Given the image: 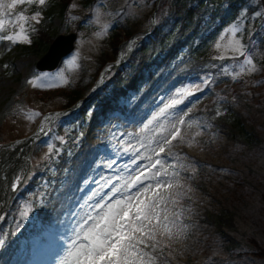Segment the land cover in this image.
I'll return each instance as SVG.
<instances>
[{
	"label": "rangeland",
	"instance_id": "374dc122",
	"mask_svg": "<svg viewBox=\"0 0 264 264\" xmlns=\"http://www.w3.org/2000/svg\"><path fill=\"white\" fill-rule=\"evenodd\" d=\"M151 1L93 0L79 7L77 0L64 6L46 0L42 6L25 3L9 8L12 0H3L0 19L6 23L0 35L20 29L22 22L7 23L19 14L29 19L19 43L0 41V147L30 135L40 111L65 107L64 95L77 83L89 82L111 34L122 38L116 23L132 25L137 18L146 22ZM229 2L222 0L219 9L225 10ZM246 2L255 11L248 18L241 11L228 23L225 30L239 23L241 31L233 37L224 30L220 47L216 43L221 35L213 44L214 58L191 56L193 24L185 28L182 14L166 42H148L136 54L138 42L133 43L131 55L122 62L128 63L124 78L110 84L113 69L106 70L98 98L75 121L56 124L34 146L39 179L15 219L0 230V264L71 261L73 240L80 243L108 205L115 207L128 197H133L130 219L142 201L164 198L157 209L160 220L145 222L149 231L156 225L159 244L156 250L141 245L155 264H264L251 241L264 249V0ZM160 8L158 19L162 13L175 15L170 4ZM35 13L49 39L75 31L70 28L76 23L80 28L73 50L52 71L34 68L48 42L35 40L23 46L21 41L37 23L30 19ZM236 39L247 47L251 60L262 59L261 66L247 70L252 65L244 64L245 58L230 47ZM78 66L83 69L80 80L74 79ZM222 68L227 69L225 74ZM37 75L43 77L36 81L38 86L27 83ZM177 128L180 132L173 139ZM92 141L106 151L87 147ZM138 176L141 189L153 187L139 193L130 188ZM157 182L160 188L155 187ZM165 224L172 239L162 234Z\"/></svg>",
	"mask_w": 264,
	"mask_h": 264
},
{
	"label": "snow or ice",
	"instance_id": "6c2138e0",
	"mask_svg": "<svg viewBox=\"0 0 264 264\" xmlns=\"http://www.w3.org/2000/svg\"><path fill=\"white\" fill-rule=\"evenodd\" d=\"M33 4L38 3L39 5H44L46 0H12L11 4L8 5L9 8L14 7L17 4ZM3 6V0H0V7ZM2 15V13H0ZM39 13H35L31 16V20L38 21ZM28 17H25L23 13L17 16L16 21H8L7 23L15 25V23L22 22L19 30L11 35H0V41L8 40L13 44L19 43L18 37H20L21 32L24 31V24L28 22ZM6 21L0 19V32L4 31ZM241 31L240 24H233L229 26L225 32H231L233 37H235ZM224 39V34L216 43V47H220V41ZM230 47L233 51L238 52L239 56L244 57V64L252 65L248 71H254L255 65L252 64V60L248 54L247 47L240 43L239 39H236L234 43L230 42ZM219 59H224L223 56L217 57ZM236 58V57H233ZM243 66V65H242ZM7 67V66H5ZM222 71H227V69L222 68ZM43 77L37 75L35 80H29L27 83L33 87L38 86L36 81L42 80ZM67 83V81H65ZM163 111V110H162ZM221 113H217L220 115ZM38 115V114H33ZM180 123H184L183 120ZM180 129H176V133L173 134V139L177 138ZM168 142V141H166ZM161 151H164L161 147ZM157 164L160 162L157 161ZM157 176L160 173H156ZM177 175V173H173ZM142 184L140 177L138 176L136 180L129 185L130 188H136L137 193L143 191L147 192L152 185H146L143 189L139 187ZM166 187H173V185H165ZM156 188L161 187V183L157 182ZM16 189V185L13 184V190ZM133 197H128L126 200L117 201L115 207L108 205V211L103 213L95 223L88 227L82 237L80 243H76L73 240V245H75L74 251H69L68 256L73 257L71 261L65 260L64 264H155V260L146 252L141 250V245L144 248L151 247L156 250L159 241L156 239V225H152V230L149 231L145 222L147 221L151 224L153 219L157 221L160 220L159 208L160 203L163 201V197L155 201H148L147 203L141 202L142 206H136L134 218L130 219V213L132 212V201ZM173 203H176L174 200ZM100 207H103L102 205ZM164 220H167V216H164ZM124 221V223H121ZM87 220L83 223L87 224ZM139 222V223H137ZM83 227V225H81ZM163 235L167 239H172L173 233L171 228L167 224L163 226ZM139 233L140 235H137ZM179 239V234L176 235ZM150 241H155L154 243H149ZM167 247V245H165Z\"/></svg>",
	"mask_w": 264,
	"mask_h": 264
},
{
	"label": "trees",
	"instance_id": "16d2710c",
	"mask_svg": "<svg viewBox=\"0 0 264 264\" xmlns=\"http://www.w3.org/2000/svg\"><path fill=\"white\" fill-rule=\"evenodd\" d=\"M61 6H64L68 0H54ZM93 0H78L77 3L81 5L88 4ZM221 0H161V6H166L168 4L173 6L174 12L176 15L169 16L164 14L161 22L157 24L153 34L151 35V41H159L163 42L169 38V36L173 33L176 27L179 25V18L177 15H183V25L187 27L192 23V19L195 17L193 21V38L190 42V52L191 55L196 59H206L214 57L215 51L213 49V44L216 39L224 32L226 26L230 21L237 17L240 11L244 10L247 18L250 16V13L253 12V7L251 4H247L245 0H235L230 2L228 7L220 11L219 5ZM148 12L145 13L144 17H147ZM144 23L142 20H137L132 22V25L128 23H116V27L123 31V37L128 36L132 31L141 29ZM35 26H38L36 23ZM75 29H79V26L76 24ZM39 29V27L35 28L32 31V36L28 38L27 43H34L35 40L38 42H42L43 40L49 42L50 39L45 36V33ZM40 37V38H39ZM245 38V37H244ZM243 38V40H244ZM25 39V38H24ZM23 39V40H24ZM27 39V36H26ZM22 40V41H23ZM22 42L23 46H26L27 43ZM119 42L118 35L112 33L111 36L107 39V43L105 44L106 49L101 51L100 57L96 58L97 66L94 72L92 73V78L97 74V68L100 67L105 61L112 60L114 54L116 52V44ZM146 42L143 41L138 46V51H142L145 47ZM261 60L254 59L253 64H260ZM82 70L79 71V77L82 74ZM124 72L119 70L114 79L115 81H119L123 77ZM93 78V79H94ZM90 82L83 86L70 87L68 91L70 92L68 95H64V99L66 103L71 102L76 97L82 95L87 90ZM71 90V91H70ZM236 129L242 133V128L240 124H237ZM37 179V175L33 177L30 184L27 186L23 192H21L15 202V205L11 209V218L15 215L18 204L25 198V196L32 191L35 185V181ZM255 246L257 256L264 258V249L260 247L256 242L251 240Z\"/></svg>",
	"mask_w": 264,
	"mask_h": 264
},
{
	"label": "bare ground",
	"instance_id": "6f19581e",
	"mask_svg": "<svg viewBox=\"0 0 264 264\" xmlns=\"http://www.w3.org/2000/svg\"><path fill=\"white\" fill-rule=\"evenodd\" d=\"M44 34V33H43ZM46 36V34H45ZM40 38V37H39ZM44 41V40H43ZM46 42V41H45ZM132 40L130 42H123L119 45V55L118 58L119 59H127L129 58V56L131 55V46H132ZM103 80V77L100 78L99 82L101 83ZM109 101V100H108ZM138 106V105H137ZM140 107V105H139ZM123 113V112H122ZM129 114H126V116ZM101 116V115H100ZM124 116V115H123ZM131 116V115H130ZM128 117V116H127ZM122 118V117H121ZM123 120V119H122ZM95 121V120H94ZM105 121V120H104ZM97 129V128H96ZM101 129V128H100ZM94 131V130H93ZM98 131V130H97ZM99 132V131H98ZM95 134V133H94ZM94 136V135H93ZM30 141L29 140H25V141H21L17 144H15L14 146L12 144H9L8 146H2L0 147V174H2L3 178L6 176L5 174L10 170V166L12 162V160H14V156H11L15 153V149L18 150V152L22 153V156H20V158L17 160V166H16V171L17 173H19V175H26L29 171V166H28V154L27 153V148H30ZM87 147H91L94 146L96 148H98V151H106L105 147L100 144V142H96L94 143V141L89 142L86 144ZM15 147V148H13ZM16 150V151H17ZM88 157V156H87ZM87 159V158H86ZM11 160V161H10ZM90 160V158L88 159ZM82 164V163H80ZM81 167V166H80ZM87 167V166H86ZM85 167V168H86ZM96 166H94L93 168H95ZM90 168L92 169V167L90 166ZM90 169V170H91ZM89 170V171H90ZM86 171V170H85ZM4 174V175H3ZM93 174V173H92ZM83 175V174H82ZM93 177V176H92ZM90 179V178H89ZM92 179V178H91ZM2 182V180H0ZM7 197L4 191L0 190V222L4 217V214L6 212V207H7ZM72 213V212H70ZM255 244V243H253ZM256 246V245H255ZM42 262V261H41Z\"/></svg>",
	"mask_w": 264,
	"mask_h": 264
},
{
	"label": "water",
	"instance_id": "95a60500",
	"mask_svg": "<svg viewBox=\"0 0 264 264\" xmlns=\"http://www.w3.org/2000/svg\"><path fill=\"white\" fill-rule=\"evenodd\" d=\"M153 21V12L150 16ZM75 33L58 34L56 35L49 45L47 46L44 53L35 62V68L37 70H52L54 69L61 57L66 55L73 47V40Z\"/></svg>",
	"mask_w": 264,
	"mask_h": 264
}]
</instances>
